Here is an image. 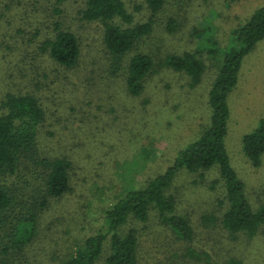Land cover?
I'll use <instances>...</instances> for the list:
<instances>
[{"label": "rangeland", "instance_id": "rangeland-1", "mask_svg": "<svg viewBox=\"0 0 264 264\" xmlns=\"http://www.w3.org/2000/svg\"><path fill=\"white\" fill-rule=\"evenodd\" d=\"M16 1L0 0L8 5L11 20L2 23L11 31L18 23L13 18ZM25 2L41 11L46 6L44 0ZM263 4L264 0H167L155 14L154 30L141 49L157 60L164 53L196 52L205 68L195 85L184 72L158 63L147 77L144 91L137 95L131 94L122 80L110 79L103 85V78L97 76L102 72L101 24L83 21L80 14L65 21L81 37L82 61L63 80L43 74L46 63L41 57L24 67L25 75L16 71V51L7 60L0 59V78L4 80L0 94L22 85L38 88L46 111L39 149L45 155L71 160V188L40 216L37 233L26 249L30 264H59L86 236L105 232L106 208L128 189L140 187L164 171L179 150L198 137L209 120V89L232 43L231 33ZM130 6L139 20L150 14L144 0H132ZM169 16L178 20L174 32L165 28ZM65 87H69L67 93ZM227 102L226 149L231 165L245 182L248 200L258 207L264 204V152L261 163L253 165L243 151L242 139L264 115V37L242 58ZM94 112L95 119L91 118ZM67 114L73 119L68 127L57 120ZM218 175L217 166L202 172L183 169L168 189L175 196L177 212L188 216L194 227L193 246L210 251L222 264L230 256L241 258L244 264H264V222L252 235L231 233L222 225L227 205L224 185L221 180L211 184ZM133 223L127 221L124 226ZM136 227L144 240L142 253L149 256L150 264H177L180 259L181 264H200L187 257L183 260L186 249L182 241L155 214H150L147 222L137 221Z\"/></svg>", "mask_w": 264, "mask_h": 264}, {"label": "trees", "instance_id": "trees-1", "mask_svg": "<svg viewBox=\"0 0 264 264\" xmlns=\"http://www.w3.org/2000/svg\"><path fill=\"white\" fill-rule=\"evenodd\" d=\"M25 1L14 3L17 9L13 18L18 23L13 31L2 23L11 20L8 5L0 4V59L5 60L16 51L15 68L20 74L25 75L24 67L30 61L33 65L37 57L46 63L43 74L51 80L53 77L63 80L78 67L82 61L81 37L65 21L77 14L83 21L101 24L102 72L97 76L103 78V85L110 83V79L122 80L129 92L137 95L144 91L147 77L157 63L184 72L191 85L198 83L204 72V63L194 51L164 53L157 60V56L141 49L154 30L155 14L166 6L167 0H144L150 11L144 20L136 18L130 6L132 0H44L46 6L42 11ZM177 27L178 20L169 16L165 28L174 32ZM231 36L232 43L224 52L209 89V120L198 137L180 149L164 171L148 178L140 187L128 189L108 206L104 211L106 231L86 236L59 264H150L149 256L142 253L144 240L136 227L137 221L147 222L150 214H155L182 241L186 249L183 260L187 257L200 264H222L210 251L193 246L194 227L188 216L177 212L175 196L168 191L183 169L202 172L217 166L218 179L211 184L221 180L224 185L227 205L222 225L231 233L257 232L264 222V204L253 207L248 200L245 182L231 165L225 136L229 116L227 96L237 81L242 58L264 37V4L245 23L235 27ZM3 81L0 78V83ZM68 88L63 92L67 93ZM37 90L35 86L29 89L28 85H22L0 94V264H30L26 249L37 233L40 216L54 199L71 188L70 158L51 157L39 149V130L46 111ZM94 113L91 118L95 119ZM83 118L90 119L85 115ZM57 120L66 127L73 122L70 114L57 116ZM242 140L246 157L258 166L264 152V115ZM127 221L134 223L125 227ZM181 263L180 259L177 264ZM223 264L244 263L241 258L230 256Z\"/></svg>", "mask_w": 264, "mask_h": 264}]
</instances>
